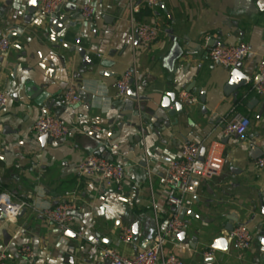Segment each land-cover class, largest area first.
<instances>
[{"label":"crops","instance_id":"1","mask_svg":"<svg viewBox=\"0 0 264 264\" xmlns=\"http://www.w3.org/2000/svg\"><path fill=\"white\" fill-rule=\"evenodd\" d=\"M85 3L95 9L88 22L79 13ZM37 4L0 0V38L10 43L0 54V90L8 97L0 113V193L28 203L13 223L0 216L7 264H106L104 247L132 257L167 225L173 209L164 174L185 142L220 156L222 169L201 180L183 208L184 236L167 238L164 253L183 264H264V168L254 167L264 151V96L251 90L264 56V0H158L152 11L142 0H64L58 16L66 20L58 32L37 14ZM150 18L158 25L157 42L147 48L130 42L133 24ZM238 44L249 47L240 63L250 82L233 96L231 69L212 62L208 51ZM127 70L134 95L115 98V82ZM70 83L79 87L80 101L63 106L61 92ZM183 91L196 100L169 115L174 102L168 106L166 95L177 101ZM45 113L70 126L69 134L42 144L32 125ZM235 113L249 120L243 138L222 132ZM89 154L125 167L123 196L78 173ZM60 202L75 205L66 229L39 213ZM134 223L138 235L119 243L121 229ZM226 223L245 224L251 233V246L240 256L230 247L210 248L225 235ZM24 244L32 259L19 254ZM209 249L213 260L204 263Z\"/></svg>","mask_w":264,"mask_h":264},{"label":"built area","instance_id":"2","mask_svg":"<svg viewBox=\"0 0 264 264\" xmlns=\"http://www.w3.org/2000/svg\"><path fill=\"white\" fill-rule=\"evenodd\" d=\"M158 0H142L143 6L152 11ZM64 0H38L37 14L49 21L58 16ZM95 9L88 3L79 7L80 18L88 22L94 15ZM159 34L158 25L154 18L147 22L134 23L128 37L130 42L137 41L143 47H151L157 42ZM78 42V40L76 41ZM10 47L7 37L0 38V54L5 53ZM249 53V47L244 44L231 46H214L208 51V57L225 68L231 69ZM131 72L125 71L115 82V98H126L131 86ZM251 90L258 95L264 96V56L260 58L256 67V75L251 84ZM180 101L194 102L196 99L187 92H181ZM80 101L79 87L70 83L62 92L60 102L63 106L78 104ZM8 103L7 95L0 90V113ZM249 125L248 118L235 113L222 128L225 137L235 136L243 138ZM71 128L52 114L45 113L37 118L32 131L37 136L47 135L50 139H61L66 137ZM91 131L96 132L98 128L93 126ZM116 145L111 149L115 150ZM199 145L192 142H185L180 148V156L171 160L165 170L164 185L170 189L166 197V204L172 207L173 211L164 230H156L149 244L136 252L132 257H125L114 247H104L101 255L106 264H183L174 254L164 253L163 245L167 238L177 235L183 228V222L179 212L192 202V196L200 185L202 179H210L217 176L222 169V158L209 152L202 159L198 157ZM254 167L264 168V151L254 160ZM77 171L81 175L93 176L105 186L112 187L119 196L124 195L123 182L125 180V167L110 160L107 156L89 154L77 165ZM28 206L24 201H14L8 193H0V216L10 223L16 221L20 211ZM75 205L72 202H60L54 206L43 208L40 215L49 223H53L60 229H66L72 219ZM82 236L81 233H79ZM225 240L231 249L240 256L248 250L252 243V236L245 224H237L231 231L226 232ZM133 232L129 226L121 229L118 242L129 244L132 242ZM97 239L90 240L89 255L96 253ZM19 254L27 259H32L34 254L29 245H22ZM212 249L203 253L205 257L211 256ZM0 264H7L6 255L0 251Z\"/></svg>","mask_w":264,"mask_h":264},{"label":"water","instance_id":"3","mask_svg":"<svg viewBox=\"0 0 264 264\" xmlns=\"http://www.w3.org/2000/svg\"><path fill=\"white\" fill-rule=\"evenodd\" d=\"M38 6V4H37ZM66 20V17H62V16H57L55 19H53L51 21L52 23V28L55 32H58L62 26V23ZM78 53L80 55V57L83 59V62L86 61V56L84 55V50L83 49H79ZM132 83V80L130 81ZM250 82V79L244 75L241 71V63L238 62L236 63L230 70L229 73V83H228V88L230 89L231 93L233 96H238L239 92L238 90L242 87H245L248 83ZM129 93H131L132 95H134V92L132 90L129 91ZM167 101H168V106L170 104V101L173 100L174 102V107L172 109H170L168 111L169 115H174L175 113H181L183 111L182 105L184 103V105H189V101H174V95L168 93L166 95ZM51 140L47 135H43L40 137V141L42 144H44L45 142ZM205 155V147L202 146L199 149V153H198V157L200 159H202ZM111 160V158H109ZM24 211V209H22L20 212ZM185 210L181 209L180 211V218H182L183 214H184ZM224 232H229L232 230V225L230 223H226L223 226ZM132 232L134 234V236L138 235V223H134L132 225ZM178 238H182L184 236V232L181 231L180 233L177 234ZM210 248L212 249H216V250H220V251H226L228 249V245L226 243L225 237L223 235L217 236L215 237L211 244H210ZM212 258L211 257H206L204 259V263H209L212 262Z\"/></svg>","mask_w":264,"mask_h":264}]
</instances>
